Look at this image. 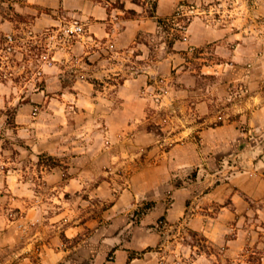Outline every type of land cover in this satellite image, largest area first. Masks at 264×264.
Listing matches in <instances>:
<instances>
[{"label":"clouds","instance_id":"1","mask_svg":"<svg viewBox=\"0 0 264 264\" xmlns=\"http://www.w3.org/2000/svg\"><path fill=\"white\" fill-rule=\"evenodd\" d=\"M0 264H264V0H0Z\"/></svg>","mask_w":264,"mask_h":264},{"label":"crops","instance_id":"2","mask_svg":"<svg viewBox=\"0 0 264 264\" xmlns=\"http://www.w3.org/2000/svg\"><path fill=\"white\" fill-rule=\"evenodd\" d=\"M219 67H220V65H216V70H218ZM204 71L207 72V73H209V74H211V73H213L214 69L211 68V67H206V68L204 69ZM250 259H251V257H250Z\"/></svg>","mask_w":264,"mask_h":264}]
</instances>
